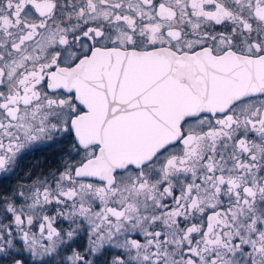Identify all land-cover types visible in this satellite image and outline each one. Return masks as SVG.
<instances>
[{"label": "snow or ice", "instance_id": "1", "mask_svg": "<svg viewBox=\"0 0 264 264\" xmlns=\"http://www.w3.org/2000/svg\"><path fill=\"white\" fill-rule=\"evenodd\" d=\"M0 264H264V0H0Z\"/></svg>", "mask_w": 264, "mask_h": 264}]
</instances>
